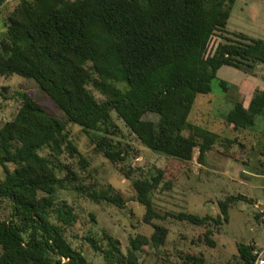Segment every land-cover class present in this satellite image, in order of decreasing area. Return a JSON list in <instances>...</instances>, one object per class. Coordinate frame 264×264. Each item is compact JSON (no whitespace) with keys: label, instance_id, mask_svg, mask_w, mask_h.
Listing matches in <instances>:
<instances>
[{"label":"trees","instance_id":"16d2710c","mask_svg":"<svg viewBox=\"0 0 264 264\" xmlns=\"http://www.w3.org/2000/svg\"><path fill=\"white\" fill-rule=\"evenodd\" d=\"M9 0H0V8ZM236 0H22L0 36V77L18 75L33 80L62 117L50 115L26 93L15 118L0 128V203L8 200L11 215L0 218V264H89L86 256L65 237L75 222L74 211L57 203L61 184L56 167L42 155L53 144L71 143L69 126L85 132L113 165L124 162L128 145L111 142L117 131L115 113L136 138L155 153L178 161L182 169L194 159L203 164L219 134L195 125L189 118L199 95L211 93L218 70L230 66L252 73L264 64V40L227 31ZM215 38L219 40L214 44ZM224 89L228 85L221 81ZM89 87L104 100L98 101ZM211 103V102H209ZM157 120H145L146 115ZM264 117V91L247 109L234 104L224 124L233 130H250ZM226 148L234 140L224 139ZM228 152L222 155L230 156ZM8 165L15 166L10 170ZM71 176L74 174L69 171ZM179 173V172H178ZM177 173V174H178ZM131 172L125 173L126 178ZM158 170L152 179L134 182L137 201L145 208L144 222L153 226L150 238L130 240L127 255L118 241L108 237V264H138L144 246L164 245L168 228L154 223L167 217L206 225L210 216L166 212L155 208L151 194L171 190L174 179L164 182ZM81 188V187H80ZM96 203L106 201L123 208L121 195L91 191ZM243 195L219 202L217 223L228 220L229 208ZM256 220L261 222L259 213ZM96 251L102 248L89 239ZM214 244V243H213ZM257 246L239 247L240 264H249Z\"/></svg>","mask_w":264,"mask_h":264},{"label":"rangeland","instance_id":"374dc122","mask_svg":"<svg viewBox=\"0 0 264 264\" xmlns=\"http://www.w3.org/2000/svg\"><path fill=\"white\" fill-rule=\"evenodd\" d=\"M21 1L9 0L0 8V36L6 30L8 18ZM241 7L242 1L238 0L227 31L264 40V13H259L256 20H252L248 17L252 14L246 16L241 13ZM218 42L215 38L214 44ZM221 81L228 85V89H224ZM228 82H232L233 87L242 93L251 89L255 96L260 90L254 85H264V64H256L251 74L223 66L218 70L217 78L211 82V93L197 97L189 120L216 132L220 139L214 151L209 153L204 169H197L198 151L195 152L194 161L183 169L178 161L151 151L115 113H112V120L117 131L111 128L110 134H98L107 136L113 143L129 146L126 160L118 166L91 146L88 135L75 125L69 126L70 144L62 147L53 144L51 150L42 152L56 167L61 184L65 187L59 189L56 202H65L74 211L75 222L71 227H65V237L75 249L84 253L89 264H108L103 253L112 250L108 237L118 241L122 254L127 255L131 239L152 236L154 228L144 222L145 208L137 201L133 185L137 180L152 179L158 170L165 172L164 182L175 178L171 190L159 188L152 192L151 199L158 212L210 216L211 219L200 226L170 217L154 220V223L168 228V236L158 249L144 246L137 253L138 264H240L241 245H264V225L255 217L259 212L257 204L241 202L236 208H229L228 220H222L221 224L216 222L221 213L219 202L230 195L245 194L258 201L263 200L261 202L264 204V178L256 177L254 172L259 166L258 161L264 162L260 145L264 139L260 133L264 132L259 131L262 127L264 129V117L256 118L253 129H228L224 120L235 103L230 93L232 84ZM89 88L98 101L104 100L93 87ZM21 93L30 95L50 115L62 117L33 80L18 75L0 77V128L17 115L22 106ZM145 120H157V117L149 114ZM224 139L234 140L230 148H226ZM226 151L233 159L222 155ZM8 168L13 171L15 166L8 165ZM69 171L73 172V177ZM127 172H131L128 178L125 176ZM4 178V168L0 166V180ZM91 191L121 195L125 205L120 208L106 201L96 203L87 197ZM10 215L11 204L3 200L0 203V218L5 220ZM89 239H93L102 252L96 251Z\"/></svg>","mask_w":264,"mask_h":264},{"label":"crops","instance_id":"0c3cea01","mask_svg":"<svg viewBox=\"0 0 264 264\" xmlns=\"http://www.w3.org/2000/svg\"><path fill=\"white\" fill-rule=\"evenodd\" d=\"M238 0H236V2H237ZM240 1H242V7L240 8V11H241V13H243V14H246V16H248V14H252L251 16H248L250 19H252V20H256V18L259 16V13H261V12H263L264 13V0H240ZM236 4V3H235ZM235 6V5H234ZM234 8V7H233ZM233 11V10H232ZM233 13V12H232ZM232 13H231V17H232ZM230 17V18H231ZM244 28V27H243ZM241 33V32H240ZM249 36V35H248ZM254 38V37H253ZM225 80V79H224ZM229 83V85L230 84H232V88H231V90H230V93H232V95H231V97H232V99H233V101L235 102L234 104H236V103H241L242 105H243V107L245 108V109H247L248 107H249V105H250V103H251V100L253 99V97H254V95H252V92H250L251 91V89H248V91H246V92H244V93H242L241 92V90H236L237 88L236 87H233V83L232 82H228ZM254 86H256L257 88H258V91L260 90V91H264V85L262 86V87H260V86H258V85H254ZM230 111H228V113H229ZM227 113V114H228ZM226 114V115H227ZM199 125V124H198ZM201 125V124H200ZM228 129H232V127L231 126H228ZM210 130V129H209ZM264 129H263V127L262 128H260L259 129V131L260 132H264L263 131ZM261 135H263L264 136V133H260ZM260 145H261V152L264 154V139L262 140V142L260 143ZM196 151H198V149L197 150H195V152ZM211 151H214V149L213 150H211ZM211 151H209V152H207L206 153V155H205V159H204V162H203V164H198V170H200V169H204L205 168V164H206V162H207V160H208V156H209V153L211 152ZM199 153V152H198ZM219 153V152H218ZM221 154V153H220ZM224 156V155H223ZM224 157H226V158H229V159H233L232 157H231V155L230 156H224ZM194 158H195V154H194ZM193 161H194V159H193ZM192 161V162H193ZM258 164H259V166L258 167H256V169L254 170V172L256 173V177H258V178H260L261 176L264 178V162H262L261 160H259L258 161ZM208 173H211V172H208ZM249 184H252V183H249ZM249 184L247 185L248 187H249ZM247 186H245V189H247ZM253 187H255V186H253ZM256 188H258L259 189V187L258 186H256ZM244 197H246L249 201H238L237 203H235L232 207H235L236 205H240V203L241 202H247V203H250V204H257L256 205V207L257 206H264V204L261 202V201H263V200H261V201H258V199H254V198H250L249 196V198L247 197V196H245V194H242ZM260 203V204H259ZM262 203V204H261ZM237 206V207H238ZM231 207V208H232ZM236 208V207H235Z\"/></svg>","mask_w":264,"mask_h":264},{"label":"built area","instance_id":"2783aa9c","mask_svg":"<svg viewBox=\"0 0 264 264\" xmlns=\"http://www.w3.org/2000/svg\"><path fill=\"white\" fill-rule=\"evenodd\" d=\"M257 209H259V216L262 224L264 225V207L257 206ZM249 264H264V245L257 246L252 251V257Z\"/></svg>","mask_w":264,"mask_h":264}]
</instances>
